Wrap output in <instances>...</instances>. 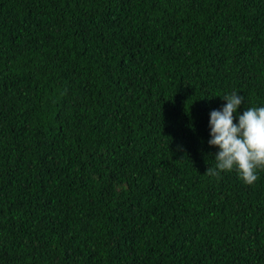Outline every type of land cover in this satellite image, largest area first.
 <instances>
[{
	"label": "trees",
	"instance_id": "1",
	"mask_svg": "<svg viewBox=\"0 0 264 264\" xmlns=\"http://www.w3.org/2000/svg\"><path fill=\"white\" fill-rule=\"evenodd\" d=\"M264 106V0H0V264H264V170L212 110Z\"/></svg>",
	"mask_w": 264,
	"mask_h": 264
},
{
	"label": "clouds",
	"instance_id": "2",
	"mask_svg": "<svg viewBox=\"0 0 264 264\" xmlns=\"http://www.w3.org/2000/svg\"><path fill=\"white\" fill-rule=\"evenodd\" d=\"M225 101L219 110L210 112V139L208 144L216 147L214 167H208L205 174L219 177L222 172L235 171L243 183L254 184L258 171L264 170V106L244 108L238 92L225 94Z\"/></svg>",
	"mask_w": 264,
	"mask_h": 264
}]
</instances>
